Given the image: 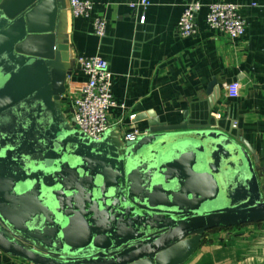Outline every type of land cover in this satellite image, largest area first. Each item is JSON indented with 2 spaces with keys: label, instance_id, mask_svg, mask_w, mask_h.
<instances>
[{
  "label": "water",
  "instance_id": "1",
  "mask_svg": "<svg viewBox=\"0 0 264 264\" xmlns=\"http://www.w3.org/2000/svg\"><path fill=\"white\" fill-rule=\"evenodd\" d=\"M44 1L0 6L1 252L30 264L155 263L190 234L264 220L263 168L235 124L212 115L215 80L182 122L153 117L125 147L72 130L58 108L71 72L54 32L34 30Z\"/></svg>",
  "mask_w": 264,
  "mask_h": 264
},
{
  "label": "crops",
  "instance_id": "2",
  "mask_svg": "<svg viewBox=\"0 0 264 264\" xmlns=\"http://www.w3.org/2000/svg\"><path fill=\"white\" fill-rule=\"evenodd\" d=\"M89 1L91 18H74L70 0H45L33 13L38 24L34 30L54 32L62 63L71 72L58 104L66 124L74 130L73 105L86 82L77 69L80 54H100L109 63L114 96L126 106L108 113L104 136L123 147L130 143L125 134L149 133L153 117L168 125L182 122L193 104L209 99L208 86L215 80L212 115L227 131L233 122V133L256 152L264 186V0H151L148 9L132 8L137 0ZM5 2L0 0V6ZM218 2L240 7L247 22L240 39L232 41L207 28L206 11L197 16L195 38L180 35L177 24L186 5ZM98 16L107 22L103 38L94 30ZM235 83L237 95L231 98ZM0 264L30 263L0 251ZM134 264H264V220L190 234L161 251L155 263Z\"/></svg>",
  "mask_w": 264,
  "mask_h": 264
},
{
  "label": "built area",
  "instance_id": "3",
  "mask_svg": "<svg viewBox=\"0 0 264 264\" xmlns=\"http://www.w3.org/2000/svg\"><path fill=\"white\" fill-rule=\"evenodd\" d=\"M152 5L151 0H137L132 8L148 9ZM253 6H256L254 4ZM72 16L78 18H91L93 3L89 0H70ZM206 11L205 26L212 31L225 34L232 41L240 39L246 31L247 22L240 12V7L235 3L218 2L203 5L193 3L186 5L179 18L177 28L184 38H195L199 33L197 16ZM142 17L140 23H144ZM96 36L103 38L107 33V22L104 17L94 19ZM77 69L86 77L82 89V95L74 101L73 128L93 140H100L108 131V113L117 108H125V103L119 102L113 93V73L109 63L100 54L77 57ZM238 85L230 86L231 98L237 95ZM139 130L127 133L124 139L128 142H136L139 137L147 135Z\"/></svg>",
  "mask_w": 264,
  "mask_h": 264
}]
</instances>
